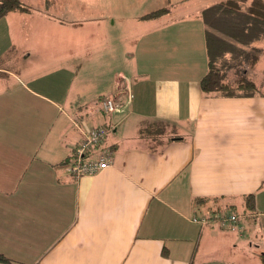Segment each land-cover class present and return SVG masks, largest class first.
I'll return each instance as SVG.
<instances>
[{
    "label": "crops",
    "instance_id": "crops-1",
    "mask_svg": "<svg viewBox=\"0 0 264 264\" xmlns=\"http://www.w3.org/2000/svg\"><path fill=\"white\" fill-rule=\"evenodd\" d=\"M169 14L138 16L140 27L124 36L116 28L123 21L77 18L55 41L44 31L27 35L35 39L20 57L36 53L37 67L0 66V252L14 264H263L264 93L205 95L206 25H189L204 23L202 15ZM1 39L14 45V31ZM254 43L224 54L247 53ZM68 52L71 66L63 62ZM54 63L72 74L74 98L50 80ZM246 64L243 54L223 78ZM94 67L109 70L104 86L76 80ZM34 69L43 74L31 76ZM241 73L250 77V69ZM109 94L117 108L104 113L100 101ZM72 118L112 126L100 143L112 150L110 166L80 178L65 171L80 138ZM152 120L166 124L164 133L141 137ZM226 210L243 214L241 231L191 220Z\"/></svg>",
    "mask_w": 264,
    "mask_h": 264
},
{
    "label": "rangeland",
    "instance_id": "rangeland-1",
    "mask_svg": "<svg viewBox=\"0 0 264 264\" xmlns=\"http://www.w3.org/2000/svg\"><path fill=\"white\" fill-rule=\"evenodd\" d=\"M23 3L29 6L28 11H9L8 14L13 16L11 20L2 19L0 22V32H8L12 29L14 31L15 42L14 45L8 47V45L3 43V40H0V66L11 67L15 71H19L20 67L26 65L28 68L32 69L37 67L40 59L36 56V53L27 58L22 59L20 56L22 52H24V47H27V51L30 49L27 45L32 41H30L27 37L28 34H32L35 32H40L37 34L39 39L41 35V31H44L45 38L50 41H55L59 38L60 32L62 31H71L74 28V20L77 18L87 19L90 18L96 22V25L106 24L107 21L111 22L112 18L115 21H123V23H117L116 28L121 32L124 36L126 32L131 29L135 30L136 27H140L139 24L136 23L137 17L144 14L145 11L150 9H155L161 6H167L168 9L172 10V14L169 15H196L198 18H201V7H205L206 5H210L214 2H218L221 0H21ZM203 5V6H202ZM187 8L184 11L180 8ZM174 10V11H173ZM175 12V13H174ZM19 16V17H18ZM18 17V18H17ZM116 17H122L118 19ZM106 22V23H104ZM93 28H97L94 23H90ZM189 25L192 29L196 28V26L205 27V24L201 22L200 24H194V22H189ZM127 29V30H126ZM101 33V32H100ZM129 34V33H127ZM126 34V35H127ZM20 36L18 40V36ZM29 36V35H28ZM193 38V36L191 37ZM16 40H18V43ZM102 41L101 39H99ZM30 42V43H29ZM43 42V39H42ZM189 43V40H187ZM29 43V44H28ZM257 53L258 60L255 62V66L251 67L250 62L252 58L253 50L243 52L228 50L226 53V57L229 60L228 65L223 67V71L225 76L228 73L232 74V71L235 73L234 65L237 63L244 54V60H247V64L243 68H239L238 72L241 73L242 70L250 69V77L254 80L256 86L263 91L264 93V39L257 40ZM254 43V44H255ZM43 44V43H41ZM38 46V45H37ZM43 47V45H42ZM255 47V46H254ZM29 49V50H28ZM13 51V57L11 60V52ZM102 45L96 46L95 57L101 55ZM255 52V53H256ZM248 54V55H247ZM130 55V54H128ZM68 52L65 60L63 59L64 65L67 64L72 65V60L74 57ZM161 55L152 56L154 62H161ZM71 58V59H70ZM147 59L149 62H153L151 56H138L137 60ZM70 61H66L69 60ZM133 58H126L127 67H130L134 60ZM113 62V59H112ZM97 63V62H96ZM54 68L50 71L52 75L50 76V80L57 83L60 90L64 93L67 91L68 95L70 94L71 98H74V78L71 75H68V71H64L57 66V63L53 64ZM88 69L87 72L84 70L79 72V75L76 80L86 81L91 86H104L107 81V77L109 75V70H105L104 68H100L97 70V67ZM237 72V73H238ZM43 74L42 69H34V71L30 74L34 77H39ZM50 74V73H49ZM47 78V77H46ZM45 77L43 78V80ZM68 83L70 85L67 87ZM103 93V92H102ZM97 97V95L95 96ZM25 107V105H24ZM101 107V101H100ZM20 113L22 110L19 111ZM20 117L16 120L18 123Z\"/></svg>",
    "mask_w": 264,
    "mask_h": 264
},
{
    "label": "trees",
    "instance_id": "trees-1",
    "mask_svg": "<svg viewBox=\"0 0 264 264\" xmlns=\"http://www.w3.org/2000/svg\"><path fill=\"white\" fill-rule=\"evenodd\" d=\"M14 10L28 11L29 6L21 0H0V18ZM168 10L167 6L157 7L145 12L140 18H156ZM201 15L206 25L208 53V70L200 79L202 92L212 96L263 94L255 82L244 73H240L230 80L223 78V67L229 63L224 54L227 47L240 49L236 43L250 47L252 42L264 39V0H221L203 8ZM251 50L254 53L250 66H253L259 56L256 52L257 47H253ZM163 125V121H148L140 127L139 135L155 139L164 133L166 124ZM253 198V194L245 195L246 207L253 208ZM203 201H206V198L198 199V202ZM259 256L264 264V251ZM0 264L14 263L9 256L0 252Z\"/></svg>",
    "mask_w": 264,
    "mask_h": 264
},
{
    "label": "built area",
    "instance_id": "built-area-1",
    "mask_svg": "<svg viewBox=\"0 0 264 264\" xmlns=\"http://www.w3.org/2000/svg\"><path fill=\"white\" fill-rule=\"evenodd\" d=\"M117 104L115 96L109 94L101 100V110L104 113H112L116 110ZM74 126L77 128L80 138L74 147L71 158L64 163V169L74 178L82 175L94 174L108 166L112 162V150L108 147L100 146L105 136L111 129L110 126L89 127L80 124L72 118ZM243 214L226 210L209 215H193L191 220L201 225H216L220 228L241 231L244 227L242 223Z\"/></svg>",
    "mask_w": 264,
    "mask_h": 264
}]
</instances>
